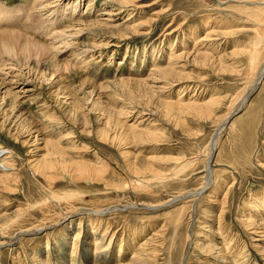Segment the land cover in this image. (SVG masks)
<instances>
[{
	"label": "rangeland",
	"instance_id": "374dc122",
	"mask_svg": "<svg viewBox=\"0 0 264 264\" xmlns=\"http://www.w3.org/2000/svg\"><path fill=\"white\" fill-rule=\"evenodd\" d=\"M29 1L0 0V3L9 8L20 5L23 13L19 18L25 20L28 14L25 6ZM132 2L122 6L119 0H81L72 26L65 23L69 21L65 17L63 28H66L67 34L69 31H76L78 26H84L79 23L81 19L78 21V18L83 17L81 22H85L86 19L92 20L97 16L111 24L98 28H104L107 34H111L107 37L103 34L104 37L97 40L98 48L90 49L92 35L87 30L82 33L78 37L77 49L85 52L81 54L83 62L73 60L69 54L74 48L69 50L63 47L57 39L55 45L60 47V51L53 54V60L60 63L61 59V68L66 63L76 64L75 68L61 70L58 73L60 77L54 76L58 83L52 88L48 81L41 78V74L49 70L50 58L47 56L42 59L41 64L35 63L31 56V66L28 69H24L26 66L20 67L24 69L21 73L16 68L18 71L14 70L9 76V80L15 81L11 87L20 94L19 109L27 120L21 126L14 122L12 124L9 121L11 112L5 110L6 104L0 100V145L12 150L10 164L15 167L9 170L12 179L0 182L7 186L0 187V217L4 215L0 223V241H5L4 245H0V264H42L38 259H31L34 254H38L48 264H70L73 257L72 244L77 232H81L77 264H92L95 255L94 247L90 244L93 241L91 226L102 219L107 222L99 230L100 235L108 226V240L111 236L113 239L108 252L100 256V264L114 263L112 259L118 256L122 241L128 246V249L127 246L125 249L123 247L122 252L132 256L130 245L134 243V247H137L143 238L153 237L161 231L162 235L165 234L158 238L164 240L158 242L159 247H156L159 251L149 264H227L224 260L226 258L215 257L213 250L204 245L207 239L212 243H221L222 232L229 236L228 239L237 238L239 245L247 246L248 256L247 253L241 256V261L245 258L248 264H264V251H261V247H264L261 235L264 233L254 236L252 228L244 226L239 220L254 197L264 194V77L260 81H255V77L245 84L244 67L249 60L246 53L241 51L255 42L251 29L255 28L254 20L258 16L253 14V8L256 2L264 0ZM63 5L64 3H60L55 6L60 7L61 14L66 13L61 9ZM55 7L50 8L52 10ZM38 9L41 12L40 7ZM38 9L35 11H39ZM67 13L70 17V11ZM5 20L10 18L6 16ZM109 27L111 28L108 29ZM21 31H28L37 41L53 42L44 31ZM207 33H211V37ZM108 40L112 42L106 43ZM76 42L75 40L74 45ZM202 43L210 47V62L204 61L201 53L197 54L204 45ZM262 44L264 45V40L260 48ZM194 54L199 59L193 60ZM0 59L4 63L19 65L16 59L9 56L1 55ZM177 59H181L180 62ZM259 61V67H263L264 46ZM174 62L177 63L176 66L184 64L176 67L179 71L182 70L180 77L170 74L169 79H164L160 73L151 70L155 65L164 68ZM124 77L146 78L157 95L150 101L141 97L135 90L134 83V89L133 85L130 88L133 97L126 91H118L114 86H109V82L113 83ZM87 79L95 87L84 81ZM166 80L172 83L168 84ZM177 80L180 82H175ZM4 91L5 88L2 89ZM1 95L3 93H0V99ZM180 95H184L186 100L203 101V104L207 102L206 105L210 106L209 114L206 112L200 115L198 111L182 112L175 109L171 110L172 113H166L157 104V96L175 99ZM95 101L98 103L94 104ZM108 108H113L114 114L117 110V116L118 110L120 112L121 108L124 109L126 113L121 117L126 125L134 122L138 127L141 126V130L157 129V137L151 136L149 140L144 135L140 140L131 142L124 139L122 144H118V140L122 138L119 136L121 133L117 135V132L121 129L115 123L116 116L111 117L105 111ZM36 129L39 130L38 133L33 132ZM106 131L109 136L118 137V140L113 141L114 143L112 139L106 140ZM237 132L241 135L236 136ZM35 135H38L39 141L35 140ZM42 136L54 141L59 139L58 142H61L59 145L63 147L61 150L64 154L58 155V161L62 157L61 159H66L65 163H71L73 167L74 160L81 161L86 166L101 165L103 167L98 173L99 179L107 181L82 178L81 172L76 169L77 173L73 168L60 169L57 166L59 162L53 164L57 169L47 170L49 174L33 168L32 160L45 154L44 150H40L44 146ZM237 137H240V141ZM213 139L216 140V146L212 151ZM122 151L131 156L126 159ZM198 155L201 158L185 167L179 179L164 178L159 173L156 174L160 171L170 173L172 169L178 168L181 157L188 162ZM210 157L212 168L216 172L214 177L211 174L208 176ZM127 160H134L135 166L141 170L133 174L127 167ZM147 164L155 171L147 167ZM141 171L143 172L140 173ZM52 174H55V178L50 180ZM208 182L212 187L203 189ZM198 188L202 189L200 193L195 191ZM177 199L180 202H176ZM222 205H225L224 219L217 222L221 219L217 215L220 214ZM183 208L181 221L174 222L173 217ZM102 210L107 211L106 218L97 216ZM219 224H222L220 235L217 234ZM25 229L31 231L21 233ZM259 230L263 231L264 228ZM134 235L140 237L136 242L132 240ZM252 236L263 240L253 242Z\"/></svg>",
	"mask_w": 264,
	"mask_h": 264
},
{
	"label": "bare ground",
	"instance_id": "6f19581e",
	"mask_svg": "<svg viewBox=\"0 0 264 264\" xmlns=\"http://www.w3.org/2000/svg\"><path fill=\"white\" fill-rule=\"evenodd\" d=\"M59 1H61L60 3L64 5L62 6V10H64L66 13H59L60 11V7L59 8H56L55 6H57L59 3ZM30 0L29 3L27 4L26 7V10L28 12L27 14V17L24 19L22 18H19L21 16V14L23 13V8L20 6V5H17L19 7H12V8H9L7 7L6 5H1L0 3V58H1V55H3L4 57L6 56H9V57H12L14 59H16L19 63V65L17 64V66H14L13 64L11 63H4L3 59H0V93H3V96L2 98L0 99L2 101L3 104H6V108L5 110H9L11 112V115H10V120L9 121H12V124L13 122L19 126H21L22 123H25L27 118L23 117V113L21 112V109H19V104L18 103L19 101V95L17 93V91H14L13 90V87H11L12 84H14V80H9V76L12 75L13 71L19 69V71H21V73H23L24 69H28L29 67L28 66H31V62H30V57L33 56L34 57V61L35 63H40L42 62V59L47 56V58H50V64H49V67L47 70L46 73H42L41 74V78H43V80L45 81H48V83L50 84V87L52 88L55 83L57 82L58 83V80L55 81L56 77H58V73L60 74L61 73V70H67V69H72V68H75V64L72 65L71 63H66L64 64L63 62L66 61L64 60L62 63L64 64L62 67L64 68H61L59 67L61 64V59H60V63L59 61H54L53 60V57L54 55L53 54H56L60 51V47L59 46H56L55 44H57L56 40L58 39L59 41L58 42H61V44H63V47L71 50L72 48H74V50L70 51L69 53V56L71 58H73V60H75L76 62H83L84 60L82 59L83 56H81V54L84 52V51H79L77 49V45H78V37L82 34V33H85L86 30L89 31L90 35L91 36V39H90V49H97L98 45L96 44L97 43V40H99L98 38L102 37L103 34L107 37L109 34H107L106 31H104L103 29L104 28H98V27H101L103 25H107L109 22L106 21V20H101L100 18H98L97 14L94 19L92 20H89V19H86L85 22H81L82 18L83 17H80L78 18L77 20L79 21L80 20V24L84 25L82 27L78 26L79 28L76 29L75 27V30L74 32H70L67 34V32L65 31L66 28H63L64 26V23H63V20L65 19V17H67V19L69 18V21L68 22H65V23H70L69 26H72V20L73 18L75 17L74 14H76L77 10H78V4L79 2H81V0ZM66 1V3H65ZM121 3H122V6L123 5H127L129 4L130 2H132L133 0H119ZM58 2V3H57ZM119 3V2H118ZM133 3V2H132ZM130 3V4H132ZM5 4V3H4ZM91 4V3H90ZM88 4V6L90 5ZM61 6V5H60ZM88 6H87V9L88 10ZM129 6V5H128ZM38 7H40L41 9V12L40 10L38 9ZM50 7H55L51 10ZM65 7V8H64ZM121 8V7H119ZM39 10V11H35V10ZM43 9H46V13L45 12H42ZM254 12L253 14H256L257 16V19L254 20V24L256 23V26L254 29H251V31L254 32V43L253 45L251 44L250 46H248L247 48H245V50H241L243 51L244 53H246L247 57H248V60H249V63L246 67H244V69L246 70V74H245V84H248L250 83L255 77H256V80H259L261 78L264 77V66H260L259 67V64H260V61H259V57H260V53L261 51H263V46L262 48H260L259 46L261 45V43L263 42L264 40V2H256V5L254 6ZM49 11V12H48ZM68 11H70V14L71 16L68 17L67 13ZM17 12H21L20 14H17ZM48 12V14H47ZM110 12V11H109ZM259 12V13H258ZM108 13V11H107ZM114 13V11H113ZM258 13V14H257ZM44 14H47L45 17H44ZM112 15V14H111ZM115 15V14H114ZM9 17L10 20H5V18ZM52 16V17H50ZM80 16V15H78ZM81 16H83V13L81 14ZM128 19V18H127ZM89 20V21H87ZM108 20V18H107ZM58 24L62 25V28L60 29ZM74 24V23H73ZM116 24V23H115ZM114 24V25H115ZM108 25H111V24H108ZM107 25V27H108ZM120 25V24H119ZM141 25V24H140ZM116 26V25H115ZM121 26V25H120ZM2 27V28H1ZM67 27V26H66ZM92 27L94 28H97V29H92ZM105 27V26H104ZM106 27V28H107ZM123 27V26H122ZM72 28V27H71ZM111 27H109L108 29H110ZM121 28V27H120ZM127 27H123V29ZM22 29H28L29 31H34V32H40V31H44V34L49 37L48 39H52L53 42L51 43H46V42H43V40L40 42L33 39L32 37L34 36H30L29 35V32H25V31H21ZM68 29V28H67ZM73 29V28H72ZM107 29V31H108ZM113 29V28H112ZM115 29V27H114ZM132 29V28H130ZM119 30V29H118ZM92 31V32H91ZM112 31V30H111ZM136 31V30H135ZM212 31L214 32L215 29H212ZM219 31V29H218ZM110 32V31H109ZM118 32V31H117ZM128 32V30H127ZM126 32V33H127ZM134 32V30H133ZM129 33V32H128ZM218 33V32H217ZM118 34V33H117ZM121 34V32L119 33V35ZM208 34V37H211L209 36L211 33H207ZM216 34V33H215ZM222 34V32H221ZM127 35V34H126ZM207 36V35H206ZM89 37V36H88ZM104 37V36H103ZM110 37V36H109ZM126 37V36H125ZM116 38V37H115ZM120 38L122 39V36H120ZM105 39V38H104ZM110 39V38H109ZM198 39V38H197ZM77 41L76 42V45H74V41ZM103 40V39H102ZM201 40V39H200ZM204 40V39H202ZM112 42V40H108L106 41V43H110ZM203 42V41H201ZM105 43V44H106ZM60 44V43H59ZM60 44V45H61ZM200 44V43H199ZM204 44L202 46V48H199L198 50V55L199 53L202 54L201 57H203L204 61H208L210 62V54L209 53V48L207 47L206 43H202ZM107 45V44H106ZM204 48V49H203ZM193 49V48H192ZM203 49V50H202ZM68 51V50H67ZM193 51V50H192ZM236 51V50H234ZM55 52V53H54ZM197 52V51H196ZM85 53V52H84ZM189 55H190V52H188ZM187 53V54H188ZM58 55V54H57ZM195 55V54H194ZM198 55H195L194 56V59L193 60H197L199 59V56ZM68 56V57H69ZM155 56V55H154ZM153 56V57H154ZM192 56V55H191ZM59 58V57H58ZM66 58V57H64ZM87 58V57H86ZM181 58V56H180ZM46 59V58H45ZM57 59V58H56ZM155 59V58H154ZM69 60V59H68ZM178 60V59H177ZM181 60V59H179ZM178 60V61H179ZM191 60V59H190ZM7 61V59H6ZM201 61V60H200ZM69 62V61H68ZM180 62V61H179ZM43 63V62H42ZM121 63V62H120ZM184 63V62H183ZM202 63V62H201ZM176 62L174 63H169L167 64L166 67H162L160 68L159 66L155 65V67H152L151 70H155L157 71L156 73H160V76L161 78H164V79H169L168 76L171 74V75H174L175 77H180L181 76V71H179V69H177L176 67L177 66H180L182 65L181 63L179 65L176 66ZM219 64V63H218ZM47 65V64H46ZM184 65V64H183ZM182 65V66H183ZM223 65V64H222ZM26 66V67H25ZM36 66V64H35ZM34 66V68H35ZM20 67H25L24 69L20 68ZM39 67V66H38ZM41 67V66H40ZM226 67V66H225ZM242 67V66H241ZM242 67V68H243ZM259 67V69H258ZM17 68V69H16ZM33 68V67H32ZM30 68V71L31 69ZM44 68V67H43ZM21 69V70H20ZM237 69V68H236ZM241 69V68H240ZM258 69V70H257ZM38 70V69H37ZM243 70V69H242ZM18 71V70H17ZM34 71V70H33ZM257 71H258V74H257ZM38 72V71H37ZM43 72V71H42ZM242 72V71H241ZM20 73V74H21ZM34 73V72H33ZM39 73V72H38ZM41 73V72H40ZM63 74V73H62ZM61 74V75H62ZM15 75V74H14ZM18 76H20L19 74H16ZM40 75V74H39ZM56 76V77H54ZM151 76V75H150ZM16 77V76H15ZM21 77V76H20ZM60 77V76H59ZM148 77V76H147ZM155 77V75H154ZM156 79H159V77H155ZM174 78V77H173ZM179 79V78H178ZM17 81V80H16ZM84 81H87L86 83L89 84V85H92L95 87V84L91 83L90 81L87 80H84ZM153 81V80H152ZM260 81V80H259ZM171 81H167L166 80V83H170ZM175 82H180L179 80L175 81ZM84 83V82H83ZM82 83V84H83ZM85 83V84H86ZM135 85V90L138 91L137 93H140V96L141 97H145V98H148L149 101L152 97H155V95H157L156 91H154V87L153 86H149L150 83H148L147 79L146 78H141V79H132V78H128V79H125L122 78V79H117V81L113 82V83H110L109 82V86H114L116 88V90L118 91H121L122 92H128L130 93V96L133 97V92L130 90V88L132 87L131 85ZM172 83V82H171ZM149 84V85H148ZM8 85V86H7ZM103 84L101 83V86ZM107 85V84H106ZM134 85H133V89H134ZM254 85V84H253ZM7 86V87H6ZM97 86V85H96ZM165 86V85H163ZM83 87V85H82ZM104 87V85H103ZM103 87L99 88L102 89ZM5 88V91L2 92V89ZM85 88V87H84ZM106 88V87H105ZM108 88V86H107ZM15 89V88H14ZM62 89V88H61ZM104 89V88H103ZM129 89V90H128ZM161 89V88H160ZM60 90V89H59ZM85 90V89H84ZM133 90V91H135ZM62 92V91H61ZM91 94L93 93V90H91L90 92ZM127 93V94H128ZM248 93V92H247ZM69 94V92H68ZM67 95V94H66ZM71 95V94H70ZM86 95V94H85ZM100 95V93L98 94ZM68 97V96H67ZM128 97V96H127ZM159 96H157V99H158V102L157 104L160 105L162 108L165 109L166 113L167 111H170L171 110H179V111H184V110H189L190 112L192 111H198V113L200 115L204 114V113H208L209 111V107L210 106H207L205 102L204 104L202 103L203 101H196V100H186L185 96L184 95H180V97L178 98H175V99H169V98H158ZM187 97V96H186ZM88 98V97H87ZM171 98V97H170ZM185 98V99H184ZM72 99V98H71ZM130 99V98H129ZM133 99V98H132ZM156 99V100H157ZM75 100V99H74ZM213 100V99H212ZM130 101V100H129ZM215 101V100H214ZM212 101V103L214 102ZM132 102V101H131ZM148 102V101H147ZM209 102V101H208ZM78 103V102H76ZM98 102H94V104H97ZM153 103V102H152ZM108 104V103H107ZM140 104V103H139ZM78 105V104H77ZM99 105V104H98ZM129 105V104H128ZM211 105V104H209ZM79 106V105H78ZM99 107V106H98ZM114 108V107H113ZM113 108H108V110H105L107 111L108 114H110L111 117H115V123L120 127V131L117 132V135L118 133H121L119 136L122 138L120 140H118L115 136L112 137V136H109V133L108 131H106V133H104V138L106 140H110L112 139V142L114 141H117L118 140V144L119 142L122 144L121 141H123L124 139L125 140H130L131 142H134L136 140H140L139 138L141 136H144L146 135L147 136V139H149V137H155V135H157L158 133L153 131V130H141L140 127H138V124L137 123H131L130 125L127 124L124 122V120L122 119L121 116H124V112L126 113V111H123L120 109V112L118 110V116L116 114V111H115V114H114V110ZM159 108V106H158ZM1 109V108H0ZM2 110V109H1ZM4 110V111H5ZM44 110V109H43ZM71 110V109H70ZM131 110V109H130ZM162 111H164L162 109ZM6 112V111H5ZM134 112V111H133ZM76 113V112H75ZM149 113V111H148ZM4 114V113H3ZM130 114V113H129ZM127 114V115H129ZM133 114V113H132ZM155 114V113H153ZM163 114V113H162ZM209 114V113H208ZM76 115V114H75ZM74 115V116H75ZM125 114V116H127ZM23 117V118H22ZM109 117V116H108ZM142 117V116H141ZM148 117V116H147ZM168 117V116H167ZM9 118V117H8ZM124 118V117H123ZM128 118V117H127ZM126 118V119H127ZM108 119V118H107ZM125 119V118H124ZM144 121L146 120V118H142ZM228 119V118H227ZM227 119H226V122H227ZM74 120V119H73ZM142 120V121H143ZM148 120V119H147ZM150 120V119H149ZM8 121V119H7ZM225 123V122H224ZM223 123V124H224ZM25 125V124H24ZM248 126V123L246 124ZM18 126V127H19ZM114 126V125H113ZM245 126V125H244ZM253 127V126H252ZM25 128V127H24ZM23 128V129H24ZM251 128V126H250ZM29 129V128H28ZM38 129V128H37ZM34 130L33 132H37L39 130ZM247 129V127H246ZM33 130V129H32ZM224 130V129H223ZM116 131V129H115ZM244 131H245V128H244ZM30 132V131H29ZM246 132V131H245ZM25 133V132H24ZM40 133V132H39ZM30 133H28L29 135ZM42 134V133H40ZM43 135V134H42ZM239 135L238 132L236 134V136ZM241 135V134H240ZM239 135V136H240ZM157 137V136H156ZM155 137V138H156ZM46 137H43L42 136V139H43V144L44 146L43 147H40V150H44L45 151V154L42 155V156H39L38 158L32 160V165L34 166L33 168H35L36 170H38L39 172L43 173V174H46V173H50V172H47V170L50 168V169H57V166L60 167V169H70V168H73L74 170L76 169L77 171H80L81 172V175L80 177H91L93 179H99V171L100 169L103 167L101 165H98V164H88L87 166L86 165H83L81 164V161H72V163H74V167L71 165V163H65V160L61 159L60 158V161H58V155L62 156L64 153H62V150L63 147L59 144H61V142L59 143L58 140L59 139H56V141H54L53 139H45ZM62 138V137H61ZM143 138V137H142ZM141 138V139H142ZM238 138V137H237ZM240 138V137H239ZM238 138V139H239ZM152 139V138H151ZM35 140L39 141L38 139V135H35ZM150 140V139H149ZM61 141V140H60ZM111 141V140H110ZM240 141V139H239ZM113 142V143H114ZM124 142V141H123ZM242 142V140H241ZM36 145V144H35ZM211 145L213 147L212 151L214 150L215 146H216V140L213 139L212 142H211ZM211 147V148H212ZM56 148H59L61 151L57 150ZM122 153L127 157L126 159H128L131 155L128 153V152H124L122 151ZM212 155V154H211ZM12 150H10L9 148H6L5 146H2L0 145V182L3 181L5 183L6 180L10 179L11 176H12V173H9L12 169H14L12 167V165L10 164V158H12ZM35 157V156H34ZM133 158V157H132ZM151 158V157H150ZM183 157H181L179 159V167L176 169H172V171H170V173H167L166 171L165 172H156L160 174V176L164 177V178H171L173 177V179H179L180 178V174H181V171L187 167L188 165L192 164L193 162L198 161L199 158H201L199 155L196 156L195 159L191 160V161H188V162H185L186 160L185 159H182ZM135 159V158H134ZM152 159H155V158H152ZM208 159V158H207ZM211 157L209 159V162H208V176L211 174L212 177H214L215 175V170L212 168V164H211ZM59 162V165L57 166H54L56 164H58ZM62 162V163H61ZM207 162V161H206ZM54 164V165H53ZM135 162L134 160H127V167L129 168V170L134 174H136V172L140 171L141 169H139L137 166H135ZM148 165V164H147ZM261 165V164H260ZM53 167V168H52ZM87 167V168H85ZM147 167H149L151 169V167L148 165ZM146 167V168H147ZM10 170V171H9ZM75 170V171H76ZM153 171H155V169L152 167ZM76 171V173H77ZM143 171H141L140 173H142ZM75 173V174H76ZM79 174V173H78ZM80 175V174H79ZM205 176V175H204ZM14 177V175H13ZM210 177V176H209ZM211 177V179H212ZM55 178V174H52L51 177H50V180H53ZM12 179V178H11ZM140 179V178H139ZM184 179V178H183ZM208 178H206L207 180ZM99 180H104V181H107L106 179H99ZM136 181V180H135ZM138 181V180H137ZM183 181V180H182ZM211 181V180H209ZM140 186H142L143 184H139ZM0 187H7L6 185L4 186L3 183H0ZM201 187V186H200ZM212 187V185L208 182V183H205L204 186L202 187L203 189L204 188H207V189H210ZM3 189V188H2ZM202 189L198 188L197 192H201ZM147 191V190H146ZM2 192V191H1ZM180 192V191H178ZM194 192V191H193ZM192 193V192H191ZM195 193V192H194ZM189 194V193H188ZM177 195V194H176ZM193 195V194H192ZM201 195V194H200ZM186 196V195H185ZM194 196V195H193ZM199 196V195H198ZM210 196V195H209ZM188 198V197H187ZM173 199V198H172ZM218 199V198H217ZM175 200V199H174ZM178 200V199H177ZM180 200V199H179ZM176 201V202H180V201ZM194 200V199H193ZM169 201V200H167ZM173 201V200H172ZM221 201V199H220ZM222 202V201H221ZM224 202H226V199H224ZM171 203V202H170ZM189 203V202H188ZM168 204V203H167ZM166 204V205H167ZM185 204V203H184ZM223 204V202H222ZM134 205V204H133ZM180 206V205H179ZM189 206V205H188ZM182 208V206H181ZM248 209H246L245 211H243V215H240L239 217L241 219H239L241 221L242 224H244V226H247L248 228H252V233L254 234V236H260L261 234L264 233V230L263 231H260L259 229L260 228H264V194L262 196H257L254 197V200L253 202H251L249 204V206L247 207ZM184 208L183 209H180L178 214H176L173 219L174 222L178 223L181 221V217H182V212H183ZM221 212L220 214L218 213L217 217H221V219L219 221H221L222 219H224V213H225V205H222L221 206ZM188 213V211H187ZM190 213V212H189ZM3 215V214H2ZM107 215V211H103L102 212H99L97 214V216L101 217V218H104L105 216ZM185 215V214H184ZM191 215V214H190ZM4 216V215H3ZM3 216L0 217V223L3 221ZM6 216V215H5ZM214 216V215H212ZM191 217V216H190ZM238 217V216H237ZM106 218V217H105ZM183 219V218H182ZM237 219V220H238ZM186 220V218H185ZM81 221V220H80ZM107 221H103L102 220H97L93 223V225L91 226V233L93 235V241H91L90 244H92V246L94 247V261L92 264H100V261L102 260V258L100 256H102L103 253L105 252H108L107 250H109V248L111 247L112 245V239H113V236H111V239L108 240V233H109V227L107 226V228L104 230L103 234L100 235V229L103 228L104 224H106ZM1 226V225H0ZM34 226V225H33ZM179 226V225H178ZM208 226V225H207ZM222 224H219L218 225V235H220L219 233L221 232L222 230ZM6 227V225H5ZM37 227V226H36ZM44 227V226H43ZM38 228V227H37ZM80 228V227H79ZM163 228V227H162ZM165 230H166V227H164ZM174 228V227H173ZM209 228L211 229V227L209 226ZM214 228V227H213ZM247 228V229H248ZM2 230V229H1ZM161 230V229H159ZM164 230V231H165ZM31 231V229H25V230H21V233H27ZM34 231V230H33ZM66 231V230H65ZM64 231V232H65ZM163 231V232H164ZM220 231V232H219ZM2 233V231H1ZM251 233V232H250ZM4 234V233H3ZM114 234V233H113ZM141 234V233H140ZM165 234V233H164ZM164 234L162 235V231L159 232L158 234L155 233V236L153 235V237H147V239L143 238L140 242H139V245L137 247H134V243L132 245H130L131 248H129V251L131 250L132 252V256H127L125 254V251L124 253L122 252L123 250V247L124 249L126 248V243H124L123 241L121 242L120 244V250H119V254L117 257H115L114 259H112V261L114 260V263L113 264H149L150 260L152 258L155 257V255L157 254V252L159 251V249L157 247H159V244L158 242H162L163 240H159L158 237L161 236H164ZM1 235V234H0ZM221 243H212V241L210 240H205L204 242V245H206V247L208 246L207 249H212L213 252L215 253L214 255H216L215 257L217 258H226L224 259L225 262L227 264H248L244 259L243 261L240 260L241 256H243L244 254L247 253V256H248V249L246 248L247 246H244V245H239L238 243V239L236 238H229L228 239V235L224 234V232H222L221 234ZM254 236H252V240L253 242H256L257 241H260V240H263L262 238H254ZM263 236L264 238V235H261ZM80 237H81V232H77L74 236V242L72 244V249H71V256H73L71 259H70V264H77V261L79 260L78 258V251H79V240H80ZM235 237V236H234ZM135 237V235L133 236V239L134 240L133 242H136L139 238ZM181 239H183L181 237ZM228 239V240H227ZM187 241V240H186ZM202 243V242H201ZM200 243V244H201ZM5 244V241L1 240L0 241V245H4ZM158 244V245H157ZM161 244V243H160ZM222 246H221V245ZM256 244V243H255ZM253 244V245H255ZM152 245V247L150 246ZM203 245V244H202ZM201 245V246H202ZM203 245V246H204ZM157 246V247H156ZM161 246V245H160ZM221 246V247H219ZM244 247V248H243ZM135 248V249H134ZM260 248V247H258ZM261 251H264V247H261ZM128 249V246L127 248ZM205 249V247H204ZM206 249V250H207ZM258 251H260V249H257ZM60 251V250H59ZM208 251V250H207ZM41 252V251H40ZM211 253V252H210ZM38 254H34L32 255L31 259L36 261V259L40 260L42 262V264H48L47 261H45V259L43 258H40L37 256ZM246 256V255H245ZM15 257V256H14ZM100 257V258H99ZM232 259V261L230 260ZM219 260V259H218ZM221 260V259H220ZM82 261V260H81ZM182 261V260H181ZM44 262V263H43ZM51 262V261H50ZM55 262V261H54ZM79 262V261H78ZM85 262V261H84ZM216 262H219V261H216ZM83 263V262H82ZM157 263V262H156ZM16 264V263H15ZM19 264V263H18ZM36 264V263H35ZM91 264V263H90ZM103 264V263H102ZM155 264V263H154Z\"/></svg>",
	"mask_w": 264,
	"mask_h": 264
}]
</instances>
